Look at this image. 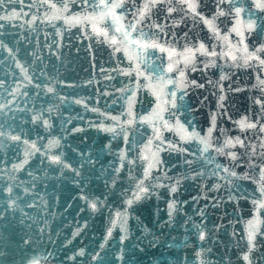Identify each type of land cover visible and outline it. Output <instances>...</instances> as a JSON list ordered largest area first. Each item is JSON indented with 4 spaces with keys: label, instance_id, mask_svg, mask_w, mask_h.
<instances>
[{
    "label": "water",
    "instance_id": "water-1",
    "mask_svg": "<svg viewBox=\"0 0 264 264\" xmlns=\"http://www.w3.org/2000/svg\"><path fill=\"white\" fill-rule=\"evenodd\" d=\"M260 5L0 0V264H264Z\"/></svg>",
    "mask_w": 264,
    "mask_h": 264
},
{
    "label": "snow or ice",
    "instance_id": "snow-or-ice-1",
    "mask_svg": "<svg viewBox=\"0 0 264 264\" xmlns=\"http://www.w3.org/2000/svg\"><path fill=\"white\" fill-rule=\"evenodd\" d=\"M119 6H121V5H118V4H113L112 5V7H119ZM260 6L264 7V5H260ZM190 7H193L194 8V5H190ZM147 8H148V5L146 4L145 5V9H147ZM201 48H203V45H201ZM241 123H242V126H243V122H241ZM248 127H253V125H248ZM262 206H264V205H262ZM252 238H253V233L250 231V233H249V239H252Z\"/></svg>",
    "mask_w": 264,
    "mask_h": 264
}]
</instances>
